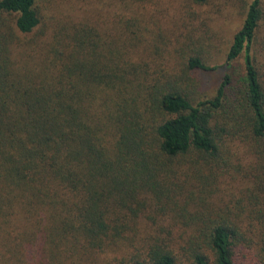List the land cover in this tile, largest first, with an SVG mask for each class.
<instances>
[{
	"label": "trees",
	"instance_id": "1",
	"mask_svg": "<svg viewBox=\"0 0 264 264\" xmlns=\"http://www.w3.org/2000/svg\"><path fill=\"white\" fill-rule=\"evenodd\" d=\"M40 2L0 0V264H264V0L207 98L205 35L165 70L131 56L138 15L101 35Z\"/></svg>",
	"mask_w": 264,
	"mask_h": 264
},
{
	"label": "rangeland",
	"instance_id": "2",
	"mask_svg": "<svg viewBox=\"0 0 264 264\" xmlns=\"http://www.w3.org/2000/svg\"><path fill=\"white\" fill-rule=\"evenodd\" d=\"M115 1L41 0L40 4L44 20L49 22L47 23L51 28L63 27L65 22L72 24V21L76 22L84 15V20L98 28L101 35L109 31V27L115 24L120 14H124V18L138 15L136 27L131 28L139 32L141 41L138 46H132L131 56L134 61L155 63L165 70L169 69L172 60L177 57L175 48L179 42L187 41L195 34L205 35L211 43L207 64L219 67L203 72L201 80L198 76L202 90L201 93H196L198 98L214 95L225 71L229 70L236 74L243 72L241 59L233 61L227 70L221 66L226 60L234 33L243 22L245 14L243 0H237L236 3L229 0L232 6L226 4L228 0H223L225 4L219 7L217 3L222 0H209L204 4H197L194 0H134L131 9H125L123 5L117 8ZM2 18L5 24H12V16L4 15ZM42 28L43 25L40 24L35 33L26 36L19 34L14 42L17 44L19 39L22 44L32 38H48V35H40ZM260 36H264V29L260 32ZM21 48L31 52V47L21 45L19 48L16 46L14 53L16 54ZM260 56L262 59L261 53Z\"/></svg>",
	"mask_w": 264,
	"mask_h": 264
}]
</instances>
